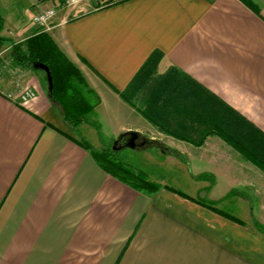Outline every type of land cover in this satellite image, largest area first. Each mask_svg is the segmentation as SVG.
<instances>
[{"label":"crops","instance_id":"obj_1","mask_svg":"<svg viewBox=\"0 0 264 264\" xmlns=\"http://www.w3.org/2000/svg\"><path fill=\"white\" fill-rule=\"evenodd\" d=\"M45 5L6 0L1 36L18 42L35 33L26 11ZM63 16L47 33L98 95L94 117L116 130L114 140L152 129L121 93L156 52L157 74L178 70L212 96L214 122L228 112L239 130L228 109L264 135V0H124ZM26 88L36 96L23 104ZM86 130L64 123L44 76L23 69L10 80L0 70V264H264V171L230 143L216 135L200 147L173 139L185 156L210 154L230 181L219 191L192 177V195L168 187L239 222L164 186L148 193L124 184L79 144Z\"/></svg>","mask_w":264,"mask_h":264},{"label":"trees","instance_id":"obj_2","mask_svg":"<svg viewBox=\"0 0 264 264\" xmlns=\"http://www.w3.org/2000/svg\"><path fill=\"white\" fill-rule=\"evenodd\" d=\"M3 28L4 19L0 14V49L9 41L1 36ZM9 45V57L14 65L44 73L33 67L34 63H38L48 69L52 78L49 100L59 110L64 123L71 130L82 124H91L96 130H100V124L92 118L96 106L100 103L98 95L89 87L81 71L60 51L47 32L36 30L23 41L10 42ZM159 59L160 54L154 53L126 90L121 93V97L148 122L156 125L161 132L195 146H201L209 135H216L230 143L264 171V135L228 109L227 111L238 120L239 130L229 126L228 123L232 120H229L230 115L226 111L225 115H221L214 122L213 109L210 106L213 102L212 96L206 90L192 84L178 70L170 69L162 75L157 74L156 65ZM44 81L48 88L45 73ZM197 97L203 98L204 108H199L197 105L200 101ZM151 142L147 141V143ZM79 144L89 151L103 171L133 189L154 193L162 187L150 181L140 170L126 164L117 156L118 152L111 151V146L97 151L85 140L80 141ZM156 144L163 147L158 142ZM197 178L212 180L206 174ZM164 188L184 199L205 206L225 218L239 222L202 200L190 198L183 192L168 186ZM232 194L230 192L227 197Z\"/></svg>","mask_w":264,"mask_h":264},{"label":"rangeland","instance_id":"obj_3","mask_svg":"<svg viewBox=\"0 0 264 264\" xmlns=\"http://www.w3.org/2000/svg\"><path fill=\"white\" fill-rule=\"evenodd\" d=\"M105 1L97 4L91 2H84L83 4H79L76 7H67L65 6L64 0H47L48 5H58L57 14L60 11L64 13L61 22H66L68 20L76 18L82 14L87 13L90 10H96V8L104 7L110 4H116L124 0H107L106 2ZM5 4L6 0H0V8L1 6H5ZM89 4L92 5L90 9L86 8V6ZM35 11L36 10L34 8H28V10L26 11L27 18L31 19ZM29 27H31V25H29ZM9 44L10 42L5 43L4 46L0 49V70L3 71V73H5L6 76L10 78V80L14 78L17 80V78H19V76L21 75L23 69L14 65L11 61L9 57ZM36 73H39L41 76H44V73L41 71H37ZM92 118L96 120L94 116ZM86 125L87 130L85 131V135L87 138H85V140L90 143L93 149L101 151L102 149L112 145L114 141V138H112V134L116 130L108 129V126L106 128V126L101 125L100 130H96V128L91 124ZM150 125L152 126V129H150L149 132L146 133V136L140 135L141 139H143V143H139L135 149L125 148L118 152L117 156L123 159L126 164L135 169L140 170L150 181H153L159 184L160 186L171 185L172 187L182 189L183 191H186L191 195L195 191L193 188L196 187L195 184H191V182H193L191 178H197L196 176L198 175V173L204 171L209 172L208 174L212 178V180H205L206 184H201L202 187H208L210 184H212L213 186L214 184V188L219 191H224L227 188L230 178L224 175V173H222V175L221 173H218L219 167L213 162L210 154L200 155L187 153V158L185 154L180 153L182 150H184V148H182L181 146L178 147L177 143L175 144V141H173V139L183 142L187 141L176 139L170 135L161 132L159 128L152 123H150ZM121 134L122 133L116 134L117 136L115 137H118ZM144 137H146V139H144ZM147 137L156 138V142H158L163 147H159L156 142L153 141L151 143H147ZM211 137H213V135H209L208 137H206L204 143H206L207 139ZM204 143L202 145H204ZM209 144L210 145H207L206 147L208 150L212 151L213 146L210 141ZM191 145L194 147H200L195 146L193 144ZM168 146H173L172 148L174 149L170 150ZM176 164L180 166H182L183 164L188 167L184 168L186 170H184L183 172L175 171L174 168ZM238 180L239 179L236 178V181ZM200 194L201 192L199 193V195Z\"/></svg>","mask_w":264,"mask_h":264},{"label":"built area","instance_id":"obj_4","mask_svg":"<svg viewBox=\"0 0 264 264\" xmlns=\"http://www.w3.org/2000/svg\"><path fill=\"white\" fill-rule=\"evenodd\" d=\"M103 1H105V0H64L65 6H67V7H76L77 5H79V4L81 5L84 2H91V3L97 4V3H101ZM53 3H54V1H53ZM110 5H113V4H110ZM110 5H106L104 7H108ZM57 6H54L51 4L45 5L33 14L32 18H31V23L36 28V30L43 31V32H47L50 30V27L52 26L53 19L55 18L56 14H57ZM104 7H99L96 9H101ZM81 8H83V7H81ZM35 96H36L35 92L32 89L26 88L20 93L19 98L21 100V103L26 104L30 100L34 99Z\"/></svg>","mask_w":264,"mask_h":264},{"label":"water","instance_id":"obj_5","mask_svg":"<svg viewBox=\"0 0 264 264\" xmlns=\"http://www.w3.org/2000/svg\"><path fill=\"white\" fill-rule=\"evenodd\" d=\"M33 67L36 69H40L44 71L46 74V79L48 83V94L51 92L52 89V78L48 69L43 66L42 64L34 63ZM139 134L135 131H126L119 135L111 145L112 152H119L125 148L135 149L138 145L136 144L137 139L139 138Z\"/></svg>","mask_w":264,"mask_h":264},{"label":"flooded vegetation","instance_id":"obj_6","mask_svg":"<svg viewBox=\"0 0 264 264\" xmlns=\"http://www.w3.org/2000/svg\"><path fill=\"white\" fill-rule=\"evenodd\" d=\"M139 143H143V139H141V137H139L136 141V144L138 145Z\"/></svg>","mask_w":264,"mask_h":264}]
</instances>
